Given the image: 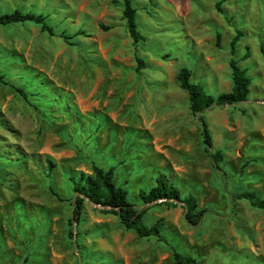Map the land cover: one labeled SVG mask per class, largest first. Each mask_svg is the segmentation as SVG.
<instances>
[{"label":"rangeland","instance_id":"rangeland-1","mask_svg":"<svg viewBox=\"0 0 264 264\" xmlns=\"http://www.w3.org/2000/svg\"><path fill=\"white\" fill-rule=\"evenodd\" d=\"M122 1L0 0V14L42 15L55 33L0 25V76L29 101L0 83V264H172L164 243L88 201L69 223L77 195L63 173L78 180L93 165L113 167L127 201L146 209L144 225L160 222L197 264H264V210L231 197L264 200V0H133L138 43ZM231 57L249 94L200 114L207 153L176 76L190 70L191 83L216 97L230 91ZM217 151L223 161L214 165ZM159 178L178 189L175 206L142 203L139 192ZM188 197L203 212L197 225L184 217Z\"/></svg>","mask_w":264,"mask_h":264},{"label":"trees","instance_id":"trees-1","mask_svg":"<svg viewBox=\"0 0 264 264\" xmlns=\"http://www.w3.org/2000/svg\"><path fill=\"white\" fill-rule=\"evenodd\" d=\"M216 9L219 10V3L216 4ZM122 17L125 21L127 32L133 42L138 43L139 41H143V37H141L137 28L136 10L133 7V0L122 1ZM26 22L35 23L49 35H55L53 29L47 24L45 17L42 15L23 13L19 10H14L11 13L0 14V25L2 26ZM103 28L107 29L106 27ZM60 37L66 41L71 38L63 33L60 34ZM241 37L242 32L237 31L235 36L232 38L230 42L231 56L235 54L236 44ZM243 58H248V55L245 54ZM137 64V69L142 67V60L137 59ZM229 68L231 71L230 91L216 97L208 95L200 84L191 83L190 70L181 68L176 76L179 88L185 91L188 95V109L192 117L197 118V121L202 127L203 143L207 153H209V149L211 148V140L208 135L206 125L200 114L213 107H234L244 103L249 94L251 81L247 77L246 71L239 67L238 61L233 57L229 59ZM0 83L12 87L15 92H17L27 103H29L27 95L21 87L9 84L4 80L3 76H0ZM211 159L212 163L217 165L223 161V156L221 152L217 151L211 155ZM45 166L46 174H51V161L48 160ZM91 170L92 175L80 174L78 180L69 176L68 173H63L65 177H69V181L73 184V191L77 194L72 218L69 220L71 225L72 221L78 220V215L83 202L88 201L91 204L103 207V211L106 214L116 216L119 223L125 230L133 231L139 238L154 237L158 242L164 243L172 252V264H197V261L193 257L182 254L174 244L169 243L167 238L161 235L162 224L160 222H157L152 226L144 225L142 222V216L144 215L146 209H139V207L127 201V192L122 187L117 186L114 182L113 167L105 170L101 167L93 165ZM139 197L145 205L157 200H162V203L167 206H175L176 201H179L180 194L176 187L159 178L155 187L147 193L140 191ZM231 197L232 200H244L251 207L264 210V200L257 198L253 193L235 194ZM183 208L186 209L184 215L186 221L192 225H197L203 212L194 213L196 209L195 200L192 197H188L183 200ZM69 234L70 236L72 235V233ZM22 264H26V262L24 261Z\"/></svg>","mask_w":264,"mask_h":264},{"label":"water","instance_id":"water-1","mask_svg":"<svg viewBox=\"0 0 264 264\" xmlns=\"http://www.w3.org/2000/svg\"><path fill=\"white\" fill-rule=\"evenodd\" d=\"M77 195V194H76ZM156 202H162V200H157V201H155V202H152V203H156ZM177 202V201H176ZM152 203H150V204H152ZM97 207H100V208H103V207H101V206H99V205H96ZM185 211H186V209H185Z\"/></svg>","mask_w":264,"mask_h":264}]
</instances>
